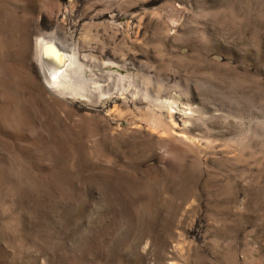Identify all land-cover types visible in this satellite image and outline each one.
Segmentation results:
<instances>
[{"label":"rangeland","instance_id":"obj_1","mask_svg":"<svg viewBox=\"0 0 264 264\" xmlns=\"http://www.w3.org/2000/svg\"><path fill=\"white\" fill-rule=\"evenodd\" d=\"M0 264H264V0H0Z\"/></svg>","mask_w":264,"mask_h":264},{"label":"bare ground","instance_id":"obj_2","mask_svg":"<svg viewBox=\"0 0 264 264\" xmlns=\"http://www.w3.org/2000/svg\"><path fill=\"white\" fill-rule=\"evenodd\" d=\"M44 45H50V46L47 47ZM39 47L41 48V50H42V47H46L45 48V50H46L45 55L47 54L48 63H50V68L52 71H54L53 77L51 79L52 80V86L51 87L52 88L56 87L55 89H57V88L65 85V84H67L68 74L71 73V67L74 64L73 57L66 53V55H64V59H61L58 56L56 49L54 48L53 42L48 41V40H43L40 43ZM47 48H49V49H47ZM39 55L40 56L42 55L40 50H39ZM58 68H62V69L60 71H58Z\"/></svg>","mask_w":264,"mask_h":264},{"label":"water","instance_id":"obj_3","mask_svg":"<svg viewBox=\"0 0 264 264\" xmlns=\"http://www.w3.org/2000/svg\"><path fill=\"white\" fill-rule=\"evenodd\" d=\"M54 44V48H56L57 49V47H56V45H55V43H53ZM44 46H50V45H44ZM45 48L46 47H42V50H41V48H40V51H41V53H42V55L40 56V58H41V63H42V66L43 67H45L46 69H50L51 70V68H50V63H48V58H47V54L45 55V53H46V50H45ZM47 49H49V48H47ZM45 50V51H44ZM57 51V53H58V56L61 58V59H63V56L61 55V53H59V50H56ZM62 68H58V71H60Z\"/></svg>","mask_w":264,"mask_h":264}]
</instances>
